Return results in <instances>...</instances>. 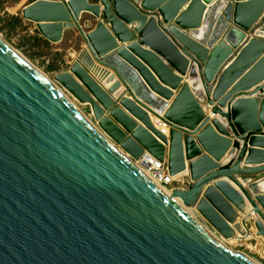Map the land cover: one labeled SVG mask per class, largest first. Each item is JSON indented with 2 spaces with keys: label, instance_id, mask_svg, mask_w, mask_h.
Returning <instances> with one entry per match:
<instances>
[{
  "label": "water",
  "instance_id": "water-1",
  "mask_svg": "<svg viewBox=\"0 0 264 264\" xmlns=\"http://www.w3.org/2000/svg\"><path fill=\"white\" fill-rule=\"evenodd\" d=\"M21 17L86 49L52 83L0 40V264H256L219 239L249 236V210L264 239L247 186L264 177V0H36ZM145 152L187 189L159 190Z\"/></svg>",
  "mask_w": 264,
  "mask_h": 264
},
{
  "label": "rangeland",
  "instance_id": "rangeland-1",
  "mask_svg": "<svg viewBox=\"0 0 264 264\" xmlns=\"http://www.w3.org/2000/svg\"><path fill=\"white\" fill-rule=\"evenodd\" d=\"M34 1L36 0H0V40L35 70L39 71L52 83H55V75L68 70L70 63L86 47L76 30H67L64 39L58 44H53L39 36L36 25L21 17L22 9ZM88 1L91 4H100V0ZM97 21L98 19L90 13H83L80 19V23L86 32L91 31ZM80 107L86 115L90 114L87 106ZM258 178L255 177V179ZM174 189H187L186 182L183 185L176 186ZM194 212L193 210L190 213L193 217H196ZM249 213H251L250 210L248 211ZM246 217L240 216L238 220L240 222L244 221L249 231L248 233H250L249 236L246 233L245 237H239L238 233L237 237L232 240L224 241L219 239V241L233 253L243 254L256 264H264V239H252V236L257 234L254 223L258 221V218L253 215L250 218ZM203 225L207 229L206 223ZM212 234L215 236L214 232Z\"/></svg>",
  "mask_w": 264,
  "mask_h": 264
},
{
  "label": "bare ground",
  "instance_id": "bare-ground-1",
  "mask_svg": "<svg viewBox=\"0 0 264 264\" xmlns=\"http://www.w3.org/2000/svg\"><path fill=\"white\" fill-rule=\"evenodd\" d=\"M215 1V0H213ZM72 30H75V29H72ZM69 31V30H68ZM77 31V30H76ZM65 35V34H64ZM83 40V39H82ZM84 42V41H83ZM85 45V44H84ZM86 47V46H85ZM96 77L97 78H100L101 77V74L99 73V71H96ZM44 76V75H43ZM45 77V76H44ZM46 78V77H45ZM48 79V78H47ZM188 83L190 84V86H192L194 89H196L197 92H200V83L199 81L196 79V78H193V77H190L188 80ZM72 98V97H71ZM72 101L73 102H76L73 98H72ZM153 120V123L155 125V127L165 133V135H168L169 134V129L168 128H165L163 127V125H160V121H158L157 119H154L152 118ZM153 160H156L154 159V157L150 154H148L147 152H145V155L138 161H135V164L137 167H139V169L143 172V174L149 178L151 180V182L159 189L161 190L162 192H164L167 196H170L172 194V191L173 190H176L174 189V186H175V183L180 186L181 184L183 185L187 178H186V173L185 176H178V177H175V178H171V184H170V187L169 189H166V188H163L160 186V183L158 181V179H155L156 175H155V170H157L158 168H161V173L162 172H165V169L167 168L168 170V164H167V159H165L163 162H161L162 164H159V166L157 165H153L155 162H153ZM157 161V160H156ZM159 161V160H158ZM153 163V164H150V163ZM251 189V191L256 194V195H261V196H264V177L262 178H259L255 181H251L248 183V185ZM183 189V188H182ZM191 211H193L192 209H189L188 210V213L191 215ZM195 213V212H194ZM251 216H252V213H249ZM248 214V216L246 218H250L251 216ZM192 216V215H191ZM196 216V214H195ZM254 217L258 218L256 215H253ZM193 217V216H192ZM195 220H197L198 222H201L197 216L196 217H193ZM202 223V222H201ZM212 234V233H211ZM213 235V234H212ZM214 236V235H213ZM221 242V241H220ZM222 243V242H221ZM223 244V243H222ZM224 245V244H223Z\"/></svg>",
  "mask_w": 264,
  "mask_h": 264
},
{
  "label": "built area",
  "instance_id": "built-area-1",
  "mask_svg": "<svg viewBox=\"0 0 264 264\" xmlns=\"http://www.w3.org/2000/svg\"><path fill=\"white\" fill-rule=\"evenodd\" d=\"M160 125H163V127L169 129V127L162 121H160ZM162 133L165 135L164 131ZM154 159H156V158H154ZM156 160H153V162H155L154 164L152 162L150 164L157 165V166H159V164H162L160 161H158V160L156 161ZM153 172H155V175H156L155 179H158L161 187L166 188V189L171 188L170 187L171 178L169 176V170H167V168L165 169V172H162V173H161V168H158L157 170H155Z\"/></svg>",
  "mask_w": 264,
  "mask_h": 264
},
{
  "label": "crops",
  "instance_id": "crops-1",
  "mask_svg": "<svg viewBox=\"0 0 264 264\" xmlns=\"http://www.w3.org/2000/svg\"><path fill=\"white\" fill-rule=\"evenodd\" d=\"M77 32H78V31H77ZM65 33H66V32H65ZM76 104L78 105L77 102H76ZM181 176H185V174H181ZM181 176H180V177H181ZM184 184H185V183H184ZM186 185H188V182H187V181H186ZM176 186H178V183H177V184L175 183V187H174V188H176Z\"/></svg>",
  "mask_w": 264,
  "mask_h": 264
}]
</instances>
